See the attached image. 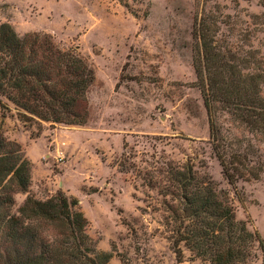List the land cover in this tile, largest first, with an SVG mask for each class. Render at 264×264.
Here are the masks:
<instances>
[{"label": "rangeland", "instance_id": "obj_1", "mask_svg": "<svg viewBox=\"0 0 264 264\" xmlns=\"http://www.w3.org/2000/svg\"><path fill=\"white\" fill-rule=\"evenodd\" d=\"M264 0H0V24L47 33L93 70L83 125L51 124L0 94V133L30 163L26 195L74 197L85 230L108 264H209L182 247L178 262L163 227L170 167L189 165L229 197L236 219L264 241V173L231 186L209 143L206 111L192 66V27L201 8L264 11ZM241 27V26H240ZM223 31L226 27L221 25ZM254 32L255 46L262 37ZM235 35H233L234 39ZM252 264H264L262 256Z\"/></svg>", "mask_w": 264, "mask_h": 264}, {"label": "trees", "instance_id": "obj_2", "mask_svg": "<svg viewBox=\"0 0 264 264\" xmlns=\"http://www.w3.org/2000/svg\"><path fill=\"white\" fill-rule=\"evenodd\" d=\"M249 18L251 27L214 4L201 8L192 27L195 86L211 151L231 186L264 173V11ZM254 32L263 34L258 46ZM93 80L92 68L49 34H18L0 24V94L17 109L51 124L83 125ZM30 167L20 144L0 133V264H108L111 253L98 250L87 234L74 197L26 195L12 211L14 194L27 191ZM166 173L163 227L176 261L184 247L209 264H252L258 253L264 262L262 237L236 219L226 192L189 165Z\"/></svg>", "mask_w": 264, "mask_h": 264}]
</instances>
